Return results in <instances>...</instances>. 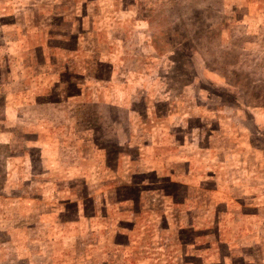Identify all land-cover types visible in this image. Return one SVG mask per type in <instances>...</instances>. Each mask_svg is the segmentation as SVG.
<instances>
[{
    "label": "rangeland",
    "instance_id": "obj_1",
    "mask_svg": "<svg viewBox=\"0 0 264 264\" xmlns=\"http://www.w3.org/2000/svg\"><path fill=\"white\" fill-rule=\"evenodd\" d=\"M0 264H264V0H0Z\"/></svg>",
    "mask_w": 264,
    "mask_h": 264
}]
</instances>
